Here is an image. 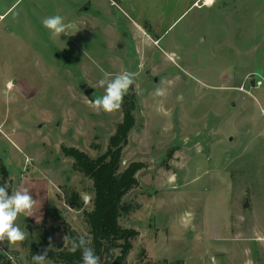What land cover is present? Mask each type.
<instances>
[{"label":"rangeland","instance_id":"rangeland-1","mask_svg":"<svg viewBox=\"0 0 264 264\" xmlns=\"http://www.w3.org/2000/svg\"><path fill=\"white\" fill-rule=\"evenodd\" d=\"M205 2L15 5L0 26V186L28 187L37 205L0 264H34L49 240L48 255L68 250L73 232L92 243L93 182L63 148L104 155L127 100L135 126L121 171L143 168L123 199L120 224L139 233L126 264H264V0ZM57 14L67 34L53 38L42 20ZM125 70L135 85L121 109L97 112L98 81Z\"/></svg>","mask_w":264,"mask_h":264},{"label":"trees","instance_id":"trees-1","mask_svg":"<svg viewBox=\"0 0 264 264\" xmlns=\"http://www.w3.org/2000/svg\"><path fill=\"white\" fill-rule=\"evenodd\" d=\"M135 107L133 100L131 103L126 101L124 120L111 137L108 151L97 159L75 148H63L65 156L75 160V168L93 182L94 207L86 213L92 235V243L88 246L100 257V264H126L133 250V240L139 235L136 230L120 224L122 214L129 212L123 205V199L138 186L136 176L143 168L142 164L134 163L121 171L122 153L135 126L132 115ZM1 170L6 180L7 170ZM70 206L77 210L84 207L79 195L71 197ZM78 238L75 232L71 233L70 244L72 239ZM48 256L56 263L82 264L79 250L72 252L68 249Z\"/></svg>","mask_w":264,"mask_h":264},{"label":"clouds","instance_id":"clouds-1","mask_svg":"<svg viewBox=\"0 0 264 264\" xmlns=\"http://www.w3.org/2000/svg\"><path fill=\"white\" fill-rule=\"evenodd\" d=\"M43 26L50 32L53 38L67 34V25L61 15H52L42 20ZM135 85V74L129 71L117 73L109 78L104 73L103 78L98 81V86L104 89L102 96L90 101L91 106L97 111L113 113L121 109L125 95ZM157 96L165 95L162 89H156ZM7 185L0 186V245L7 241L8 246L21 243L27 239V233L16 223L20 216L32 217L37 205L28 187L12 189L11 194ZM63 239H67L65 236ZM51 240L47 247L39 254L33 256L34 264H46L48 253L54 250ZM81 252L82 264H100V257L95 250L88 246V241L80 237L71 240L70 251Z\"/></svg>","mask_w":264,"mask_h":264},{"label":"crops","instance_id":"crops-1","mask_svg":"<svg viewBox=\"0 0 264 264\" xmlns=\"http://www.w3.org/2000/svg\"><path fill=\"white\" fill-rule=\"evenodd\" d=\"M4 0H0V26L1 24L13 13L12 9L15 7V5L20 1L17 0L15 1L11 6H9L7 9L5 10H1V4ZM12 11V12H11ZM11 12V13H10ZM9 29L11 30V28L9 27Z\"/></svg>","mask_w":264,"mask_h":264},{"label":"water","instance_id":"water-1","mask_svg":"<svg viewBox=\"0 0 264 264\" xmlns=\"http://www.w3.org/2000/svg\"><path fill=\"white\" fill-rule=\"evenodd\" d=\"M82 89L84 90V94L87 97H90L94 93V90L91 87H87V86L83 85ZM243 208L244 209L248 208V202L247 201L244 203V207Z\"/></svg>","mask_w":264,"mask_h":264},{"label":"bare ground","instance_id":"bare-ground-1","mask_svg":"<svg viewBox=\"0 0 264 264\" xmlns=\"http://www.w3.org/2000/svg\"><path fill=\"white\" fill-rule=\"evenodd\" d=\"M213 4H214V0H210V2H209V0H206V2H205L206 6H212Z\"/></svg>","mask_w":264,"mask_h":264},{"label":"flooded vegetation","instance_id":"flooded-vegetation-1","mask_svg":"<svg viewBox=\"0 0 264 264\" xmlns=\"http://www.w3.org/2000/svg\"><path fill=\"white\" fill-rule=\"evenodd\" d=\"M147 75H149V73H147Z\"/></svg>","mask_w":264,"mask_h":264},{"label":"snow or ice","instance_id":"snow-or-ice-1","mask_svg":"<svg viewBox=\"0 0 264 264\" xmlns=\"http://www.w3.org/2000/svg\"><path fill=\"white\" fill-rule=\"evenodd\" d=\"M209 2H210V0H209Z\"/></svg>","mask_w":264,"mask_h":264}]
</instances>
